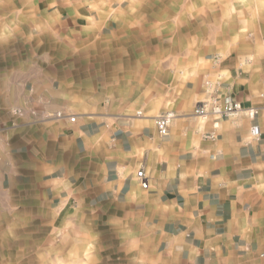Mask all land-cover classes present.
Listing matches in <instances>:
<instances>
[{"label": "crops", "instance_id": "obj_1", "mask_svg": "<svg viewBox=\"0 0 264 264\" xmlns=\"http://www.w3.org/2000/svg\"><path fill=\"white\" fill-rule=\"evenodd\" d=\"M160 2L0 0V155H27L19 171L37 202L12 207L50 209L53 223L105 217L149 264H264L263 27L244 55L203 69L204 57L182 59L187 78L167 104L166 136L156 115L103 108L114 81L134 85L148 69L156 83ZM212 96L258 114L195 116Z\"/></svg>", "mask_w": 264, "mask_h": 264}, {"label": "rangeland", "instance_id": "obj_2", "mask_svg": "<svg viewBox=\"0 0 264 264\" xmlns=\"http://www.w3.org/2000/svg\"><path fill=\"white\" fill-rule=\"evenodd\" d=\"M160 3L158 9L165 15L157 17L156 83L149 78L148 69L134 85L114 81L103 103L110 114H121L128 105H132L134 115L151 113L157 117L170 111L167 104L187 78L188 71H183L184 57L188 56L189 62L197 55L204 57L205 64L200 65L203 69V65L209 67L210 60L230 53L232 57L244 55L245 41L261 39L263 34L255 29L264 28V0H161ZM251 26L253 31L245 30ZM42 41L40 59L47 48L45 40ZM170 51L172 62L168 58ZM254 51L259 52V48ZM97 103L101 109L99 97ZM28 163L27 155H0V264H149L154 258L133 247L126 227L107 222L100 215L90 219L80 214L73 222L53 223L50 209L12 207V202L37 203L31 201L36 195L30 178L21 176L19 171H26ZM10 171L13 176H8Z\"/></svg>", "mask_w": 264, "mask_h": 264}, {"label": "built area", "instance_id": "obj_3", "mask_svg": "<svg viewBox=\"0 0 264 264\" xmlns=\"http://www.w3.org/2000/svg\"><path fill=\"white\" fill-rule=\"evenodd\" d=\"M245 112L251 115L258 114L256 110L245 109L238 101L219 96H212L209 100L198 104L195 108V116L201 118L214 117L215 119H230ZM57 116L61 117V114ZM173 118L174 114L172 112H165L154 118V124L159 136L164 137L167 135L168 128ZM69 120L73 122L74 117H70ZM253 133L258 134V129L254 127ZM135 177L142 189L148 188V178L142 169L136 173ZM261 257H264V251L261 253Z\"/></svg>", "mask_w": 264, "mask_h": 264}]
</instances>
